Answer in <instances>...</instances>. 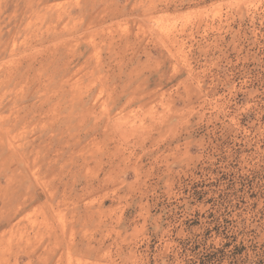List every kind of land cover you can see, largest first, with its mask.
Returning a JSON list of instances; mask_svg holds the SVG:
<instances>
[{"label": "rangeland", "instance_id": "374dc122", "mask_svg": "<svg viewBox=\"0 0 264 264\" xmlns=\"http://www.w3.org/2000/svg\"><path fill=\"white\" fill-rule=\"evenodd\" d=\"M0 264H264V0H0Z\"/></svg>", "mask_w": 264, "mask_h": 264}]
</instances>
